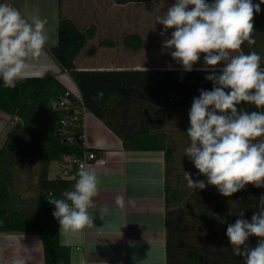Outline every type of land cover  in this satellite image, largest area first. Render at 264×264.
Wrapping results in <instances>:
<instances>
[{
	"label": "trees",
	"instance_id": "obj_1",
	"mask_svg": "<svg viewBox=\"0 0 264 264\" xmlns=\"http://www.w3.org/2000/svg\"><path fill=\"white\" fill-rule=\"evenodd\" d=\"M113 1L124 5L152 0ZM206 2L211 4L213 0ZM252 3L260 4V0H252ZM260 8L253 17L255 43L245 42L241 51L243 54L258 53L264 68V4H260ZM95 34V26L81 30L73 19L61 17L58 45L50 49L56 62L77 84L80 96L69 91L54 74L24 78L15 88H5L0 80V110L16 119L7 130L4 144L0 145V231L37 233L43 242L45 264H71V248L61 243L60 224L52 215L55 207L48 199L51 196L63 198L65 190H72L78 179V169L73 170L74 176L70 179L47 177L51 161L61 162L64 157L82 156L85 152L82 143L76 139L84 131L83 120L69 126L61 122L68 113L58 107V102L67 94L79 110L85 108L94 113L111 128L121 138L125 150L164 152L168 264H243L242 257L233 254L226 235L227 226L241 218L238 216L241 213L243 219L251 221L253 214L264 208V187L247 184L226 197L219 190L188 191L174 185L173 178L180 174L176 149L166 131L170 112L184 111L194 97H199L200 89L211 91L213 83L205 77L212 73L219 75L222 67H193L191 72L183 67L80 70L75 61ZM124 42L132 49L144 45L139 34L127 35ZM114 45L113 40L104 39L98 45L90 46L87 53L93 55L98 46ZM98 92H103L104 96L102 101L96 102L92 98ZM52 100H55L54 109L49 103ZM237 107L248 112L264 111L246 103ZM41 124L49 126H43L44 134L39 130ZM258 140H264V137ZM40 155L44 168L39 178L37 209L23 213L8 207L12 202L9 180L12 164L9 161ZM190 214L195 215L196 220L193 222L194 235L187 237L184 230ZM250 237L246 244L253 248L262 239Z\"/></svg>",
	"mask_w": 264,
	"mask_h": 264
},
{
	"label": "clouds",
	"instance_id": "obj_2",
	"mask_svg": "<svg viewBox=\"0 0 264 264\" xmlns=\"http://www.w3.org/2000/svg\"><path fill=\"white\" fill-rule=\"evenodd\" d=\"M260 4L254 5L252 0H213L211 4L206 0H176L163 18H158L164 26L161 35L175 28L163 47L175 49L170 54L185 71L193 70L201 53L205 54V68L224 64L219 75L205 77L213 83L212 90L200 89L199 97L193 98L186 133L191 143L184 156L207 178V184L216 186L226 197L247 184L264 187V140H258L264 137V111L237 107L246 103L264 109L262 57L254 51H241L245 42L255 43L253 17L261 11ZM46 24L39 15L26 19L16 8L0 3V80L5 88H15L44 52ZM103 96L98 92L92 99L99 102ZM49 103L54 109L55 100ZM77 176L73 189L65 190L63 198L48 199L55 207L52 215L65 233L93 226L88 209L93 206L100 181L96 172L83 164ZM184 177L193 190L207 186L204 180L194 181L188 172ZM115 203L123 207V197L117 196ZM238 216L241 218L226 230L233 254L242 257L243 264H264V208L253 214L251 221L243 219V213ZM250 236L262 238L254 248L246 244ZM15 264H24V260Z\"/></svg>",
	"mask_w": 264,
	"mask_h": 264
},
{
	"label": "crops",
	"instance_id": "obj_3",
	"mask_svg": "<svg viewBox=\"0 0 264 264\" xmlns=\"http://www.w3.org/2000/svg\"><path fill=\"white\" fill-rule=\"evenodd\" d=\"M70 2L77 0H0V3L19 10L26 19L39 15L47 20L45 30L48 40L44 52L35 60L25 78L54 74L69 91L80 96L77 84L50 53V49L59 42L61 17H69L78 25L74 15L64 16L65 7ZM86 19L88 22L93 21L96 34L75 61L80 70L183 67L181 63L175 64L176 67H168L164 61L155 64L135 62L136 54L141 49L142 53L152 54L151 45L154 49L163 46L162 41L151 44L152 26L136 25L139 22L150 23L151 18L138 20L135 17L109 14L92 15L91 19ZM130 22L131 28L122 26V23ZM160 29L162 28L157 27L156 30ZM129 34H139L144 39V45L137 49L127 46L124 40ZM104 39L113 40L115 45L98 46L95 54L87 53L90 46L98 45ZM15 120L0 110V134L8 130ZM39 126L41 134L45 133L43 126L49 127L42 124ZM84 135L86 146L101 151L107 161L104 164L93 163L88 166L96 172L100 181L98 194L93 198V206L88 209L93 218V226L74 233H65L61 229V243L71 248V264H168L164 152L125 150L121 138L94 113L87 110L84 115ZM42 157L40 155L32 159L24 158L22 161H9L12 164V174L9 177L12 202L8 207L23 213L37 209L39 178L44 168ZM117 196L123 197V207L116 205ZM19 259H23L24 264H45L41 237L34 232L0 231V264H15Z\"/></svg>",
	"mask_w": 264,
	"mask_h": 264
},
{
	"label": "rangeland",
	"instance_id": "obj_4",
	"mask_svg": "<svg viewBox=\"0 0 264 264\" xmlns=\"http://www.w3.org/2000/svg\"><path fill=\"white\" fill-rule=\"evenodd\" d=\"M113 2L114 1L112 0H77V2L74 3L70 2V4L65 7L64 16H67L68 14L71 16L74 15L76 17L78 26H80L82 29L85 30L94 24L93 21L89 20L88 22L86 19V18L91 19L92 15L105 16L112 14L116 16L135 17L138 20L148 17L151 18L150 23L139 22L136 23V25L152 26L153 33L151 35V42H152L151 44H155L161 41L163 42L166 38H171V34L175 31V28H171L168 29L164 35H161V33L164 31V26L158 22V18H163V16L167 13L168 9L176 2V0H152L149 2H131L120 6L114 5ZM189 8H191V6H189ZM122 26H127L128 28H131L132 23L131 22L127 24L122 23ZM157 27L162 28L160 29L161 32L156 30ZM123 37L124 36H122V38ZM149 43L150 42H146V44ZM150 48L152 54L142 53L141 52L142 49L138 51L136 54L135 62L137 63L139 61L142 64L145 63L155 64V63H159L160 61L161 62L164 61L168 64V67H176L175 64L180 63L173 60L170 54L172 51H175V49H166L163 46L161 48L154 49L152 45ZM204 56L205 54L201 53L200 60L195 65L204 67ZM217 66L223 67L224 64L223 62H221ZM192 103L193 100L186 108H184V111L180 110L181 112H179V109L171 111L166 125V131L170 135L171 145L176 149V155L178 161L177 167H178V172L180 174L177 178H173L174 180L173 184L176 186H180L182 189L188 191L193 190L188 187L187 181L185 180L184 177V172H188L191 174L192 179L194 181L197 179L204 180L207 185L206 188L218 190L216 186L207 184V178L202 174H198V169L195 168L194 163L191 160H189L187 156H184L185 148L188 147L191 143L190 138L187 136L186 133L190 127L189 112ZM6 133H7V129L2 134H0V145H3L5 142ZM32 146L34 148V145ZM32 146H30V148ZM29 158L32 159V157ZM60 169H61V163L59 160L51 161L49 163L48 177L51 179L55 178L56 176H58ZM195 220H196V216L193 214H190L187 217V227L184 230L185 235L186 236L188 235L187 237L194 235L193 222H195ZM195 224L197 227V223ZM217 229L219 228L217 227ZM250 238L251 237H249V239Z\"/></svg>",
	"mask_w": 264,
	"mask_h": 264
},
{
	"label": "built area",
	"instance_id": "obj_5",
	"mask_svg": "<svg viewBox=\"0 0 264 264\" xmlns=\"http://www.w3.org/2000/svg\"><path fill=\"white\" fill-rule=\"evenodd\" d=\"M58 107L62 108L66 113H68L63 119L62 124L64 126H69L74 124V122L83 120V130H84V115L85 108L82 110L77 108L75 104L67 97L59 100ZM71 113V114H69ZM77 141L82 143V147L84 148V154L82 156H68L64 157L61 163V169L59 171V176L61 178L70 179L74 176L73 170L78 169L81 164L85 166H89L93 163L96 164H104L106 163V157L102 153L98 154L95 149H90L86 146L84 131L77 135Z\"/></svg>",
	"mask_w": 264,
	"mask_h": 264
},
{
	"label": "bare ground",
	"instance_id": "obj_6",
	"mask_svg": "<svg viewBox=\"0 0 264 264\" xmlns=\"http://www.w3.org/2000/svg\"><path fill=\"white\" fill-rule=\"evenodd\" d=\"M95 151H97V150H95Z\"/></svg>",
	"mask_w": 264,
	"mask_h": 264
}]
</instances>
